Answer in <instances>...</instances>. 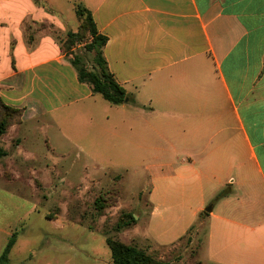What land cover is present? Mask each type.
Returning <instances> with one entry per match:
<instances>
[{"label":"crops","instance_id":"obj_1","mask_svg":"<svg viewBox=\"0 0 264 264\" xmlns=\"http://www.w3.org/2000/svg\"><path fill=\"white\" fill-rule=\"evenodd\" d=\"M74 2L106 36L104 59L128 99L101 104L78 80L62 43L79 20L69 29L59 0H0V100L21 110L0 137V173L13 163L22 178L18 163L43 157L35 130L61 133L69 118L61 135L89 159L129 146L155 160L152 244L174 243L201 217L199 263L264 264V0Z\"/></svg>","mask_w":264,"mask_h":264},{"label":"rangeland","instance_id":"obj_2","mask_svg":"<svg viewBox=\"0 0 264 264\" xmlns=\"http://www.w3.org/2000/svg\"><path fill=\"white\" fill-rule=\"evenodd\" d=\"M59 3L61 19L69 29L75 28L72 0ZM85 41L76 42L71 52L90 68L93 54L84 49ZM98 98L101 104H108ZM4 115L0 111V120ZM71 131L69 118L61 125V133L55 127L36 129L35 143L42 159L18 163L24 170L19 181L12 179L16 175L13 163L4 167L8 173H0V253L16 232L9 264H112L108 237L170 264H200L202 249L199 252L198 248L206 230L201 217L172 244L150 242L146 215L155 160L143 151L134 156L129 146L123 154L89 159L62 137ZM9 183L13 186H6ZM213 200L206 202V207ZM127 214L135 221L118 229L116 223L126 220Z\"/></svg>","mask_w":264,"mask_h":264},{"label":"trees","instance_id":"obj_3","mask_svg":"<svg viewBox=\"0 0 264 264\" xmlns=\"http://www.w3.org/2000/svg\"><path fill=\"white\" fill-rule=\"evenodd\" d=\"M74 11L79 23L76 31H67L62 43V50L66 55L71 54L69 61L77 72L78 80L87 83L93 93L101 95L110 104L119 105L124 103L125 99H128V95L124 88L115 81L113 75L108 70L103 56V46L107 40L106 36L98 32L91 11L81 2H74ZM84 38L86 39L84 49L93 54L92 66L90 68L84 64L81 56L71 52L74 44ZM0 111L5 114L0 120L1 137L11 124L20 121L21 110L6 105L0 100ZM6 154L7 152L0 147V157ZM227 193V189H223L216 194L214 199H219L227 195ZM97 200H99V197ZM127 217L126 220H120L116 223L118 229L128 226L135 221L132 214H127ZM193 226L194 224L188 231ZM15 240L16 232H13L0 253V264H9V252ZM106 243L110 249L112 264H170L168 261L152 257L145 250L135 245H128L109 237L106 238Z\"/></svg>","mask_w":264,"mask_h":264},{"label":"water","instance_id":"obj_4","mask_svg":"<svg viewBox=\"0 0 264 264\" xmlns=\"http://www.w3.org/2000/svg\"><path fill=\"white\" fill-rule=\"evenodd\" d=\"M127 99H125V101H126ZM211 205H209V206H207V207H205V211H210L211 210Z\"/></svg>","mask_w":264,"mask_h":264}]
</instances>
